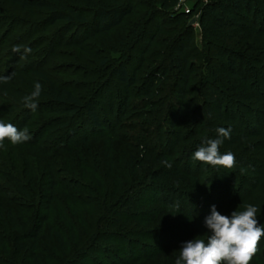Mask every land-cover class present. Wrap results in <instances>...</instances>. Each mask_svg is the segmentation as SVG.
I'll return each mask as SVG.
<instances>
[{
  "label": "trees",
  "instance_id": "1",
  "mask_svg": "<svg viewBox=\"0 0 264 264\" xmlns=\"http://www.w3.org/2000/svg\"><path fill=\"white\" fill-rule=\"evenodd\" d=\"M179 3L0 0L36 19L30 17L23 32L32 47L27 63L14 64L23 62V71L0 80V121L28 128L31 139L16 145L44 154L37 177L28 157L18 162L24 171L0 161V264H97L91 261L98 255L107 264H150L156 254L173 250L144 241L173 239L150 235L142 226L158 220L149 215L161 216L160 227L165 209L186 210L190 225L198 220L194 209L209 177L202 179L204 163L193 154L218 138L214 131L228 128L241 141L258 137L237 146L239 155L264 153V0H198L188 14L176 10ZM139 6L145 11L136 16ZM196 14L201 47L189 25ZM45 44L49 59L61 50L78 52L84 65L77 77L92 84L87 97L49 76L47 59L33 58ZM7 75L0 70V77ZM36 83L42 91L33 111L23 98ZM116 86L119 103L108 104L110 117L116 115L111 122L101 118L98 102ZM76 129L81 142L75 141ZM101 141L99 149H89ZM150 156L154 163L146 165ZM242 164L264 175L263 163ZM145 197L149 205L141 203ZM147 205L157 209L143 210ZM259 223L264 226L263 219ZM145 247L153 251L141 257ZM263 249L264 239L252 264H264Z\"/></svg>",
  "mask_w": 264,
  "mask_h": 264
},
{
  "label": "rangeland",
  "instance_id": "2",
  "mask_svg": "<svg viewBox=\"0 0 264 264\" xmlns=\"http://www.w3.org/2000/svg\"><path fill=\"white\" fill-rule=\"evenodd\" d=\"M198 0H180V3L176 10H179L178 12H186L187 14L190 13L195 5L197 4ZM145 11L143 6H139L136 9V16L142 15V13ZM34 19L32 16H27L24 13H20L19 11L0 4V19L3 21L2 24H0V70L5 71L7 73V76H16L19 74V72L23 71L24 65L22 63L18 64L17 66H14L15 62L18 61H27L26 59H21V56L23 55V52L21 54H16L12 51V48L14 46H22V47H28L26 40L27 38H24L23 36L26 34H23V32L26 33L25 29H27L28 21H32ZM0 20V21H1ZM36 20V19H34ZM132 20V19H131ZM130 20V21H131ZM129 19L125 20V23H128ZM62 25V23L57 24L55 27H50L48 29V35L50 36L57 28H59ZM189 25L193 27V30L195 31V40L197 46L201 47L202 40H201V27L199 23V16L194 15L191 20L189 21ZM47 35V36H48ZM35 39V38H34ZM46 44L43 46L41 51H39L37 54H32L33 58L40 59L44 61V59H47V62H49V66L46 67L45 71L48 73L49 76L56 79L59 83H67L71 85V87H74V89H79L78 93L81 97H87L88 91L91 89V82L88 80L86 82L80 83L79 77H77V74L79 75V69L83 63L79 62L78 52L74 49H66L61 50L60 55L54 58H46L45 55L47 53L46 51ZM32 48V47H31ZM32 50V49H31ZM7 55H6V54ZM28 56V55H27ZM46 62V63H47ZM27 63V62H26ZM89 67V66H87ZM91 71V70H90ZM14 74V75H13ZM95 80V79H94ZM93 80V81H94ZM37 81V80H36ZM1 83V82H0ZM80 83V84H79ZM77 85V87H76ZM118 86L112 87L104 96L102 100H100L99 103V111L101 118L106 119L108 121L114 122V118L110 117V110L108 107V104L110 105V102H114V104H118V93H119ZM138 97V96H137ZM192 97H194L192 95ZM132 101L135 103L137 101H140V98H134ZM132 102V105L134 104ZM199 104V102H198ZM200 105V104H199ZM131 109H128V112H130ZM156 111V110H155ZM82 117V116H81ZM46 118V115H42V117H38L36 120L43 121ZM84 118V116H83ZM82 118V119H83ZM189 121V120H188ZM141 122V120H140ZM81 126L82 130L86 128L85 124L81 121L78 122ZM166 127H168L166 125ZM208 126H206V130L208 131ZM221 128V127H220ZM175 131L174 128H168ZM184 128L180 129V132ZM228 129V128H227ZM28 130V128H27ZM90 130V129H89ZM86 129V131H89ZM139 131H144V128H140ZM214 131V130H213ZM78 130H75V141L81 142L83 140V136L77 135ZM136 134V138H138V132H134ZM133 134V135H134ZM48 135V134H47ZM89 135L91 137L92 134ZM214 137L217 135V131H214L213 133ZM58 137L64 136V133L61 132L57 135ZM99 137V135L97 136ZM240 135L236 133L230 132V139H224V143L220 147L221 154L231 152L235 156V167L229 170V175L224 178V174L226 169L220 166H211L208 164H204L202 166V173L201 177L204 179L206 176L209 178L206 179V185L207 191L203 195V199L197 201L199 203V207L195 210V214L198 215V220L195 221V223L190 225V219H186L185 212L186 210H183V213L175 212L174 210L165 209L164 215L167 216L166 224L163 227H160L159 223H157L160 220V217H156V215H149V218L154 217L158 221H153L148 223H145L142 227H144L145 230L149 231L150 235H161L162 237L166 238L169 237L170 239H173V244H161L159 240L155 241H144L145 243L158 245L159 247H168L171 248L173 251L169 250L164 251L162 253L156 254L155 257L150 259V264H175L176 259L180 255V249L182 245L190 240H194L198 237L204 238L206 240L207 236L209 235V230L205 227L204 221L207 216L211 214V208L214 205L216 209H220L222 213L225 215H231L233 211L236 210H244L245 205L251 204L255 207H257V218L259 220H264V175H262V171L255 173L249 172L245 164H242V162H249V163H258L264 164V153H259L258 155L254 156L253 150H250L249 152L241 153L239 155V149L237 146H240L243 148V146H246L250 142H257L258 137H254L253 139H240ZM192 142V140L190 141ZM103 142H92L88 144L89 149L95 150L99 149L101 144ZM261 147V145H259ZM75 148L82 149V145H78ZM190 152V151H189ZM58 155V154H57ZM30 160V163L32 165V175L37 177L38 172L40 171V164L42 163L44 159V154L28 150L25 147H21L18 145H13L12 143L5 141L4 146L0 147V161L5 165H10V167H16L15 170L24 171L21 168V164L18 165V162L21 163L20 160L24 163V161H27L28 158ZM243 157L247 159H242ZM252 157V159H251ZM146 165H149V163H154L153 157H146L145 159ZM244 160V161H243ZM197 161V160H194ZM164 161H161L160 163L156 164L158 166L162 165ZM250 165V164H248ZM258 166V165H256ZM222 168V170H221ZM257 168V167H256ZM1 169V168H0ZM218 171V173L215 175L213 171ZM257 170V169H255ZM254 170V171H255ZM224 172V174H223ZM10 173V172H9ZM231 173L232 176H231ZM34 177V180H35ZM30 179V177H28ZM36 181V180H35ZM34 181V182H35ZM83 181V180H82ZM88 181V180H86ZM211 186L214 189L215 193H211V190H208L211 188ZM209 187V188H208ZM213 191V192H214ZM227 193V194H226ZM214 194V195H213ZM250 197H253L252 199ZM148 199L150 198L145 197V200H143L141 203L148 204ZM26 202H28L26 200ZM150 203V202H149ZM181 204V203H180ZM149 205V204H148ZM144 207L143 210L147 209H157L155 206L150 207L148 206ZM169 227V228H168ZM167 228V230H166ZM160 229V230H159ZM163 229V230H162ZM165 229V230H164ZM165 231V232H164ZM152 234H151V233ZM160 237V236H159ZM146 248V247H145ZM143 249L141 253V257H148L150 253H152L153 249ZM159 251V250H158ZM173 252V255H172ZM264 254V249L262 250ZM176 254V255H174ZM101 256H96L94 260L91 262H96L97 264H107L106 260H103L100 258ZM89 264V263H88ZM138 264H143V262H140ZM256 264V263H254Z\"/></svg>",
  "mask_w": 264,
  "mask_h": 264
},
{
  "label": "clouds",
  "instance_id": "3",
  "mask_svg": "<svg viewBox=\"0 0 264 264\" xmlns=\"http://www.w3.org/2000/svg\"><path fill=\"white\" fill-rule=\"evenodd\" d=\"M12 51L16 54L23 52L21 59H25L32 50L26 46H14ZM11 78L4 76L0 80L7 82ZM41 91L42 85L36 83L35 90L23 98L24 106L35 111ZM217 134L218 138L207 140L194 152L193 159L214 167L232 169L236 163L234 154L220 152L224 139H230V129L218 128ZM30 139L27 129L19 130L12 123L0 121V147L4 146L6 140L16 145ZM257 212V207L248 204L244 210L233 211L229 217L222 215L213 205L211 214L204 221L209 230L206 240L198 237L185 242L175 264H252L264 239V226L259 223Z\"/></svg>",
  "mask_w": 264,
  "mask_h": 264
},
{
  "label": "built area",
  "instance_id": "4",
  "mask_svg": "<svg viewBox=\"0 0 264 264\" xmlns=\"http://www.w3.org/2000/svg\"><path fill=\"white\" fill-rule=\"evenodd\" d=\"M186 12H189V11H186Z\"/></svg>",
  "mask_w": 264,
  "mask_h": 264
}]
</instances>
